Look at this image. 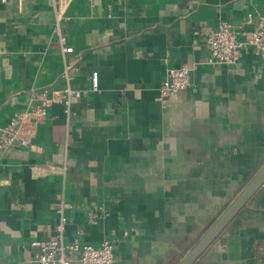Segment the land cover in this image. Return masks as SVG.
Listing matches in <instances>:
<instances>
[{
  "label": "crops",
  "instance_id": "obj_1",
  "mask_svg": "<svg viewBox=\"0 0 264 264\" xmlns=\"http://www.w3.org/2000/svg\"><path fill=\"white\" fill-rule=\"evenodd\" d=\"M248 12L264 0H71L62 29L83 96L70 116L50 105L31 146L0 150V264H31L32 242L57 234L59 201L67 243L112 238L113 264L180 261L264 164L253 46L238 64L207 62L223 20L250 38ZM54 27L51 0H0V127L65 87ZM183 64L192 85L161 103L166 69ZM194 264H264V185Z\"/></svg>",
  "mask_w": 264,
  "mask_h": 264
},
{
  "label": "built area",
  "instance_id": "obj_2",
  "mask_svg": "<svg viewBox=\"0 0 264 264\" xmlns=\"http://www.w3.org/2000/svg\"><path fill=\"white\" fill-rule=\"evenodd\" d=\"M54 6L55 27L54 31L64 60L62 77L66 81L63 88L44 87L39 93V101L31 107L17 112L10 123L0 127V150L8 146L28 147L31 146L36 137L38 127L47 117L48 107L53 103H62L67 116L71 114V103L74 99L83 96V90L72 86V65L68 61V55L74 52V47L67 43V36L62 29V23L67 18L66 12L71 0H51ZM246 22L253 26L251 36L248 40L241 39L239 29L230 21L223 20L217 29L211 31L206 38L208 48L207 62L216 64H238L243 48L246 44L253 46L255 54L264 66V14L248 12ZM6 52L1 43L0 56ZM92 89H99L98 73L94 71L91 75ZM192 85L190 80V66L183 64L179 67H170L165 71L164 79L159 87L158 101L165 103L168 99L175 97L181 91ZM65 204L59 201L56 205L58 222L55 225L56 236L47 240H35L32 242L33 254L31 264H72V255L79 253L81 264H113L115 260L114 239L107 238L98 245L90 243L72 242L67 243L63 238V231L67 223L64 213ZM103 210V206H99ZM92 213L91 218L97 217Z\"/></svg>",
  "mask_w": 264,
  "mask_h": 264
},
{
  "label": "water",
  "instance_id": "obj_3",
  "mask_svg": "<svg viewBox=\"0 0 264 264\" xmlns=\"http://www.w3.org/2000/svg\"><path fill=\"white\" fill-rule=\"evenodd\" d=\"M264 185V164L177 264H194Z\"/></svg>",
  "mask_w": 264,
  "mask_h": 264
}]
</instances>
